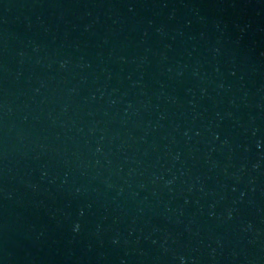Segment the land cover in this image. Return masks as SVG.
Listing matches in <instances>:
<instances>
[{"label":"water","instance_id":"1","mask_svg":"<svg viewBox=\"0 0 264 264\" xmlns=\"http://www.w3.org/2000/svg\"><path fill=\"white\" fill-rule=\"evenodd\" d=\"M0 264H264V0H0Z\"/></svg>","mask_w":264,"mask_h":264}]
</instances>
